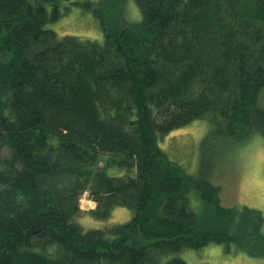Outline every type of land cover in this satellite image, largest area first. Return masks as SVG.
Masks as SVG:
<instances>
[{
    "label": "trees",
    "instance_id": "trees-1",
    "mask_svg": "<svg viewBox=\"0 0 264 264\" xmlns=\"http://www.w3.org/2000/svg\"><path fill=\"white\" fill-rule=\"evenodd\" d=\"M133 1L139 22L128 0H0V264H187L162 260L211 244L264 259L263 213L224 206L207 165L264 138V0ZM70 6L103 44L46 29ZM197 120L210 131L190 175L160 140ZM86 193L92 215L131 221L85 232Z\"/></svg>",
    "mask_w": 264,
    "mask_h": 264
},
{
    "label": "rangeland",
    "instance_id": "rangeland-1",
    "mask_svg": "<svg viewBox=\"0 0 264 264\" xmlns=\"http://www.w3.org/2000/svg\"><path fill=\"white\" fill-rule=\"evenodd\" d=\"M69 6V1L63 6ZM50 11V7H48ZM127 17L132 22H139L141 14L137 4L128 0ZM46 29L55 32L58 37L72 36L80 39L104 42V34L99 21L92 12L78 6H70L55 23H48ZM257 106L264 109V88L261 90ZM210 131V124L205 120H197L190 125L172 132L160 140V148L173 162L183 166L190 175L200 173L204 157L201 153V142ZM8 156L6 149H0V157ZM101 158H104L103 156ZM205 160H209L205 156ZM211 168L210 182L221 188L222 203L226 207H249L261 211L264 215V138L254 135L244 145L236 148L218 150L207 163ZM104 164L100 163V167ZM209 168L207 170H209ZM108 174L121 177L123 172L111 169ZM194 210L199 208V198L196 193L190 195ZM95 207V208H90ZM80 215L75 222L85 231L100 230L125 225L131 221L133 213L124 207L112 206L108 217H102L101 212L92 215L97 209V203L89 193L80 200ZM180 259L187 264H264V259H254L243 252H235L234 247L211 244L199 250H184L172 254L162 260Z\"/></svg>",
    "mask_w": 264,
    "mask_h": 264
},
{
    "label": "crops",
    "instance_id": "crops-1",
    "mask_svg": "<svg viewBox=\"0 0 264 264\" xmlns=\"http://www.w3.org/2000/svg\"><path fill=\"white\" fill-rule=\"evenodd\" d=\"M90 208H95V207H91V206H90Z\"/></svg>",
    "mask_w": 264,
    "mask_h": 264
}]
</instances>
